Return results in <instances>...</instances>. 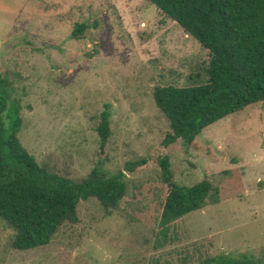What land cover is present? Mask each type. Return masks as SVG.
<instances>
[{"label": "rangeland", "instance_id": "rangeland-1", "mask_svg": "<svg viewBox=\"0 0 264 264\" xmlns=\"http://www.w3.org/2000/svg\"><path fill=\"white\" fill-rule=\"evenodd\" d=\"M89 29L72 38L77 24ZM209 52L148 0H0V72L22 105L19 134L41 165L80 181L99 160L124 172L127 194L110 213L96 198L81 201L78 222L62 225L50 244L12 248L0 219V264H200L229 254L264 258V102L207 127L196 148L165 147L167 117L154 100L159 86L207 81ZM199 75V76H198ZM109 107V108H108ZM111 113L104 149L97 133ZM174 180H209L219 202L159 224ZM146 159L130 173L126 163Z\"/></svg>", "mask_w": 264, "mask_h": 264}, {"label": "trees", "instance_id": "trees-1", "mask_svg": "<svg viewBox=\"0 0 264 264\" xmlns=\"http://www.w3.org/2000/svg\"><path fill=\"white\" fill-rule=\"evenodd\" d=\"M148 1L209 52L205 83L159 86L153 93L170 123L163 145L181 141L186 151L195 149L196 139L207 127L264 102V0ZM89 28L77 24L72 38L78 39ZM11 87L0 72V219L14 231L12 248L27 251L50 244L65 223H77L81 201L96 198L106 212L118 209L127 183L124 172H109L102 160L80 181L39 164L20 141L22 105L13 98ZM110 119L105 110L97 126L101 149L111 135ZM146 164V159L130 161L125 169L133 173ZM159 165L168 186L159 219L166 236L172 222L202 209L208 200L218 203L220 190L207 179L193 186L177 184L168 156ZM200 264H264V258L223 253Z\"/></svg>", "mask_w": 264, "mask_h": 264}]
</instances>
